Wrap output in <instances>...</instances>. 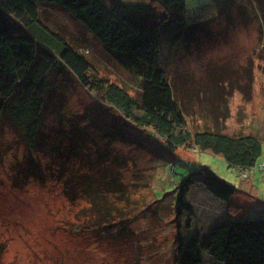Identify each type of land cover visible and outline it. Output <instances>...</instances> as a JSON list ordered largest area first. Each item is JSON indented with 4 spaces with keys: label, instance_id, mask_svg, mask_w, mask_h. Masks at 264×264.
I'll return each mask as SVG.
<instances>
[{
    "label": "rangeland",
    "instance_id": "374dc122",
    "mask_svg": "<svg viewBox=\"0 0 264 264\" xmlns=\"http://www.w3.org/2000/svg\"><path fill=\"white\" fill-rule=\"evenodd\" d=\"M101 1L108 6L147 2ZM186 6L187 23L205 22L204 30L195 33L187 48L164 51L168 76L178 85L188 77L200 83L210 71L230 98V115L219 123L225 133L251 134L262 141L259 167L239 171L193 146L170 151L154 132L137 128L101 103L66 70L61 80L72 93L68 120L96 138L94 143L86 136L91 145L72 162L87 173L91 167L85 161L96 165L105 178L100 181L116 178L125 189L80 195L78 183L59 180L44 163L45 180L33 173L25 177L26 167L19 166L28 160L25 136L11 119L0 118V264H181L183 246L223 224L230 213L227 201L197 185L189 193L193 214L180 217V184L206 167L237 187L230 204L240 210L241 221L264 219V0H186ZM48 9L50 22L77 40L98 76L137 95L140 81L112 61L91 32L57 7ZM188 107L193 133L214 126L213 119L200 115L198 103ZM52 120L49 116L47 121ZM118 154L127 158L125 164H117L113 156ZM203 257V264H213L208 253Z\"/></svg>",
    "mask_w": 264,
    "mask_h": 264
},
{
    "label": "trees",
    "instance_id": "16d2710c",
    "mask_svg": "<svg viewBox=\"0 0 264 264\" xmlns=\"http://www.w3.org/2000/svg\"><path fill=\"white\" fill-rule=\"evenodd\" d=\"M50 7L64 11L91 32L111 60L140 81L139 90L135 89L137 95L133 96L128 87L98 76L94 62L77 40L50 22ZM186 17V0L134 4L116 1L111 6L101 0H0V118L11 119L25 136L26 145L22 146L28 160L19 164L27 169L24 176L39 174L45 180L47 176L41 169L44 163L59 180L78 183L80 195L125 189L116 178L111 183L100 181L105 178L98 175L96 165L85 161L91 167L87 173L72 162L80 160V149L91 145L85 137L94 143L96 138L91 139L84 127L68 120L66 111L72 93L61 80L66 70L75 74L101 103L137 128L154 132L170 151L193 146L239 171L259 167L262 141L251 134L225 133L224 125L219 123L230 115V98L212 73L206 72V82L194 83L188 77L181 85L168 76L169 60L164 58V51L184 45L187 48L195 33L204 30L205 22L189 25ZM196 103L200 115L213 119L214 126L193 133L186 118L188 106ZM207 103L211 107L206 108ZM49 116L53 118L51 122L47 121ZM80 157L83 161L81 154ZM113 157L119 165L127 160L120 154ZM196 175L180 184V217L193 214L189 193L197 185L227 201L230 213L223 224L183 246L181 264H203L204 253L209 254L213 264H264V219L241 221L240 210L230 204L237 187L209 167Z\"/></svg>",
    "mask_w": 264,
    "mask_h": 264
}]
</instances>
